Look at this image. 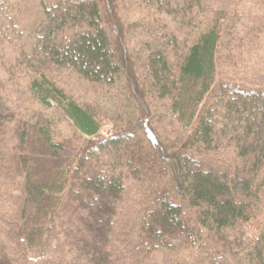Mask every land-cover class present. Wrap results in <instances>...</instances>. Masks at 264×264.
I'll return each mask as SVG.
<instances>
[{
  "label": "trees",
  "instance_id": "trees-1",
  "mask_svg": "<svg viewBox=\"0 0 264 264\" xmlns=\"http://www.w3.org/2000/svg\"><path fill=\"white\" fill-rule=\"evenodd\" d=\"M121 1L43 0L21 40L12 0H0V40L18 41L26 93L80 141L48 179L1 189L0 264H264V0H134L143 74ZM66 73L124 92L129 118L103 134L56 84ZM40 137L55 156L46 127ZM65 206L83 231L60 222Z\"/></svg>",
  "mask_w": 264,
  "mask_h": 264
},
{
  "label": "rangeland",
  "instance_id": "rangeland-1",
  "mask_svg": "<svg viewBox=\"0 0 264 264\" xmlns=\"http://www.w3.org/2000/svg\"><path fill=\"white\" fill-rule=\"evenodd\" d=\"M42 1L12 0L11 3L17 11L13 21H16V31L22 32L21 40L26 38L40 23V4ZM172 1L178 2L180 0ZM119 12L126 24L127 40L139 68L138 74H143L146 37L143 23L140 22L141 13L138 11L134 0H122ZM5 42L0 40V98H2L1 101L8 111L4 121L0 123V197L2 195L1 189L6 185H9L10 191H15L19 187L21 176L28 174L31 180H36L35 182H43L48 179L57 169H62L68 165L70 158L80 145L78 135L71 132L70 128L61 122L60 112L57 110L45 111L36 103L34 98L29 97L26 93V75L21 73L22 68L19 69L22 64L18 61H16L17 64L14 62L18 55L16 50L18 41H16L15 46L12 44L9 46ZM151 43L155 45L154 42ZM10 64L11 67L7 69L6 66L8 67ZM15 66L18 72L17 69L15 71ZM81 83L69 73L58 77L56 81L57 85L66 90L65 94L68 97L71 96L77 102L81 100L80 102L87 104L85 106H88L93 116L103 124V134L108 132L115 120L122 122L129 118L131 109L124 99V92L120 97L116 96L114 92L97 87L83 86ZM164 103L153 100V113H157V115L165 113ZM49 119L54 122L52 128L47 124ZM163 122L164 120L160 125ZM40 127H46L50 131L53 141L59 145L60 149L56 150L55 156H51L40 137ZM131 146L137 152L144 150L142 141L138 138L131 143ZM14 161H17L18 164L16 168L12 166ZM11 185L13 190L10 188ZM128 187L130 188V185ZM0 209L2 210L1 199ZM70 209L72 207L65 206L60 214V222H63L64 227L72 235L76 228L80 231L83 229L72 215L71 217L70 214L68 215ZM28 210L31 211L30 208Z\"/></svg>",
  "mask_w": 264,
  "mask_h": 264
}]
</instances>
